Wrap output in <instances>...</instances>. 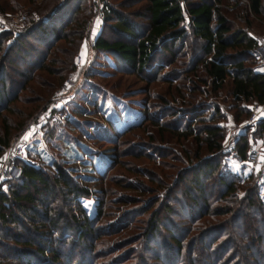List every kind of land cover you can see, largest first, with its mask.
Returning <instances> with one entry per match:
<instances>
[{"label": "trees", "instance_id": "1", "mask_svg": "<svg viewBox=\"0 0 264 264\" xmlns=\"http://www.w3.org/2000/svg\"><path fill=\"white\" fill-rule=\"evenodd\" d=\"M29 1L25 29L15 34L14 39L0 54V157L37 110L49 101L51 92L62 79L61 73L73 68V54L76 53L89 22L87 14L66 21L60 13L57 16V0H39L37 3L35 0ZM141 1V13L135 11L132 15L143 18L144 24L127 19L110 3L104 2L102 22L109 24L112 21L109 28L115 35L113 39L107 40L99 32L92 47L109 54L131 74L151 71L152 77H159L161 81L168 83L176 78L175 73L180 72L182 78L189 82L190 86L185 87L187 91L183 93L187 95V101L182 94L184 100H179L180 106L168 114L172 120L170 126L160 121L167 115L163 113V98H159L158 117L145 114L146 117L137 121L135 126L147 122L159 133L169 132L176 141L188 140L195 144L192 158L187 156V152L183 154L186 155L185 169L175 173V182L170 185L183 182L189 191L193 190L197 197L202 198L203 181L210 178L220 164L217 160L221 156L223 138V126L218 122L222 119V113L213 98L220 97L224 100L221 96L226 88L224 96L230 102L227 110H233L236 121L240 116L248 115V110L243 106L245 103L264 102V72L257 67L252 57L259 41L264 40L263 0H194L185 1L183 5L180 0ZM15 5L17 4L13 7ZM226 5H231L230 11H226ZM31 9L35 18L28 15L32 12ZM185 21L188 27L185 26ZM66 25L71 27L62 33L61 28ZM253 26L259 27L257 36L249 34ZM7 35L8 33H0V50ZM25 35L36 39L43 45V49H24L25 43L20 38ZM58 40L66 41V47L61 50L54 48L51 59L44 62L52 44ZM21 54L32 58L26 60L20 57ZM57 54L63 59L56 57ZM12 55L19 57L23 69H14ZM177 58L179 60L176 62ZM171 63H176L177 67L160 73ZM52 66L57 67L53 69ZM8 70L15 78L7 74ZM35 71H41L45 76L41 73L33 76ZM189 77L192 78L191 83ZM29 81L35 86L26 87ZM174 88L179 91L178 85ZM23 89L28 93L26 98L18 97V92ZM15 101L30 107L26 112L16 110L10 106ZM114 124H108V132L120 130L121 127H115ZM127 125L126 123L123 127ZM255 126L260 133V122ZM148 140H152V137ZM201 148L210 157L201 158ZM233 149L238 160H245L244 138L235 142ZM106 151L109 153L90 159V163L78 162L75 168L82 172L81 175H77L74 168H64L54 162L53 171L49 172L22 161L20 175L15 179L3 180L5 188L0 185V264H92L93 254H89L92 250L91 242L102 235L99 233L100 229L94 227V223L102 216V201L97 200L92 215L88 216L79 200L95 197L102 191L89 189L81 181L95 180L87 175L93 174L92 165L95 173L101 174L102 169L115 163L116 155L112 149L104 152ZM72 153L75 161H79L81 155L74 150ZM72 172L77 174L72 175ZM147 179L151 182L150 178ZM234 183L218 177L217 184L221 187L219 197L227 198L224 199V207L213 209L211 213V216L223 215L234 220L247 218L248 221L238 234L241 243L239 248L243 247L244 253L233 252L227 256L230 257L227 263L233 260L231 264H264V251L259 249H264V204L255 191V184L251 188L246 187L237 198ZM171 186L164 189L163 198L169 196ZM186 195L195 202L189 193ZM149 207L151 208L150 205ZM160 210L164 214L162 219L166 220L165 215L171 212V207L162 203ZM159 218L158 210H151L143 229L137 233L138 237L132 240L138 243L137 249L130 251V256L137 258V264H144V255L147 256L149 252L148 244L158 231L161 221ZM126 224L127 221L122 226L126 227ZM222 224L208 227L205 231L225 235L226 245H223V240L221 250L232 247V244L237 246L232 242V231L226 233ZM119 227L117 224L113 229L117 230ZM164 228L167 239L171 242V247L164 249V258L168 261L160 257L158 259L155 253L154 258L160 264H172L174 257L178 258L181 241L170 227ZM107 229L104 231L108 232ZM207 239L206 246L209 249L215 239ZM76 249L79 252L77 260H74L76 255L72 254ZM84 251L89 254L87 260L83 258ZM213 258L212 264H217L221 259Z\"/></svg>", "mask_w": 264, "mask_h": 264}, {"label": "rangeland", "instance_id": "2", "mask_svg": "<svg viewBox=\"0 0 264 264\" xmlns=\"http://www.w3.org/2000/svg\"><path fill=\"white\" fill-rule=\"evenodd\" d=\"M35 1L37 3L39 0ZM180 1L183 5L185 1L194 0ZM104 2L110 3L115 10L125 15L127 19L144 24L143 18H136L132 15L135 11L140 10L143 4L141 0H57L55 4V7H58L57 16L60 13L65 21L76 16L89 15L86 32L72 57L73 68L69 72H60L62 79L58 87L67 77L75 82L74 89L63 109L67 116L64 121H59L55 114L50 120L39 121L37 132L29 131L27 123L21 133L15 136L9 144L19 137L25 140L27 136L23 161L49 172L53 171L52 162L64 168H74L76 170L75 167L78 162L90 163V159L93 160L102 154H107L109 152L106 151L105 153L104 151L112 149V152L116 155L115 163H112L106 169H102L101 174L95 173L96 170L92 165L91 169L94 172L87 175L94 177L95 180L86 179L81 181L89 189L102 191V193L98 192L95 197L79 200L88 216L92 215L97 200L102 201V216L94 223V227L100 229L99 233L102 235L91 242L92 250L89 254L91 256L93 254L92 264H137V258L130 256V251L137 249L138 244L133 242V238L138 237L139 234L137 233L143 229L153 209L158 210L159 219H161L159 225L161 226L158 225V231L152 242L148 244L149 252H147V256L143 254L144 264H160L158 257L164 258V249L171 247V242L167 239L164 227H170L181 241L178 258L174 257L172 264H212L213 256L221 258L217 264H231L233 260L227 263L230 259L227 256L232 255L233 252L244 253L243 247L239 248L238 234L248 221L247 218L234 220L223 215L211 216L213 209H220L225 206L224 199L227 198V196L225 198L219 197L221 187L217 184V179L220 176L227 181L235 182L234 187L237 198L242 195L246 187L251 188L255 184V191L264 204V170L255 171L244 159L238 160L236 152L232 150L235 142L240 138H244L246 140V158L248 147L252 145L264 146L260 133L254 124L245 125L247 116H240L237 121L234 120L233 110H227L230 102L224 96L226 94V88H224L221 96L224 97V100L220 97L213 98L222 113V119L218 121L223 126L221 156L217 160L220 161V164L210 178L203 181V201L201 197L194 194L193 190L189 191L183 182H176L171 186L170 184L173 181L175 182V173L185 169L184 159L186 155L183 156V154L187 152V156L192 158L195 144L188 140L176 141L169 132L159 133L147 122H143L137 127L135 124L145 114L158 117L159 98H163L165 100L164 104L161 103L165 106L163 113L167 115L163 114L164 117L160 121H164L170 126L172 120L168 114L180 106L179 100L183 99L182 94L187 91L185 89L190 84L182 78L183 75L180 72L175 73L176 78L168 83L161 81L159 77H152L150 75L151 71H143L138 75L131 74L125 70L120 62L106 52L95 50L92 46L86 49L84 39L88 34L94 39L99 32L107 40L114 38L115 34L109 28L112 21L109 24H103L102 22ZM15 3L17 5L13 7ZM262 4L264 6V0ZM225 7L226 11H230L231 5ZM225 7H223V11H225ZM29 8L30 1L28 2V0H0V19H14V17L22 15L25 20L19 24L21 28L19 32H21L25 29ZM30 11L32 12L28 13L29 17L35 18L36 15L33 10ZM139 12L141 13V11ZM262 24H264V21ZM70 27V25L63 26L61 28L62 33L67 32ZM255 27L257 26H253L249 30L250 35L257 36L259 34V27ZM0 33H8L6 39L2 42L1 54L14 39L15 34ZM20 39L25 43L23 44L24 49L27 48L28 51L33 47H37L39 50L43 49V45L32 37L29 38L25 35ZM65 47L66 41L58 40L54 42L45 56L44 62L51 59L54 48L61 50ZM253 52L252 57L257 67H260L264 72V40L259 41ZM77 56L82 61L80 68L76 67ZM20 57L26 60L32 58L25 56V54H21ZM56 57L63 59L60 54H57ZM11 58L14 69H23L19 57L12 55ZM178 60L179 58L176 62ZM6 66L8 68L12 67ZM175 66L177 67L176 63L166 65V70L160 73H165ZM54 67L52 66L53 69ZM40 73L45 76L41 71L33 72V76ZM7 74L15 78L9 70ZM188 79L191 83L192 78L189 77ZM175 85H178L179 91L174 88ZM29 86L34 87L35 85L32 81H29L26 87ZM58 87L51 92L49 99ZM26 96H28V93L24 89L18 92V97L26 98ZM183 96L187 101V95L183 94ZM251 103H245L244 105L248 106ZM10 106L16 110H24V112L30 107L19 103V101L12 102ZM44 106L39 108L36 114L41 112ZM110 122L112 124L116 122L117 124H114V126L121 127L120 130L108 132L107 128ZM126 123L130 125L125 126L127 128L123 127ZM240 126L242 130H238ZM238 131L241 132L237 139H234L235 132L238 133ZM151 137L152 140H148ZM73 150L81 155L79 161H75L73 158ZM199 156L204 158L209 155L201 148ZM76 171L78 172L77 175L82 174L80 170ZM71 174L76 175L73 172ZM147 178H150L151 182ZM0 185L1 188H5L3 181H0ZM168 186H171V192L167 198H163L164 189ZM132 188H135V190H132ZM186 193H189L195 199V202L189 199ZM165 199L167 200L165 201ZM162 203H167L171 207V212L165 215L166 220L162 219L164 214L161 210L159 211ZM126 221V227H123V222ZM117 224L121 228L113 229L114 225ZM217 224H222L226 233L232 231V242L237 246L232 244V247L221 250L222 246L226 245L225 235H220L216 231L212 233L205 231L206 228ZM105 228H108V232L104 231ZM207 237H214L215 239L209 249L206 246ZM221 242L223 243L222 246H220ZM259 249L264 251L261 247ZM74 252L72 256L76 255L74 260H77L79 250L76 249ZM154 253L158 259L154 258ZM247 253L245 252V254ZM82 254L85 255L83 258L87 260L89 254L85 251ZM164 259L168 261L166 258Z\"/></svg>", "mask_w": 264, "mask_h": 264}, {"label": "built area", "instance_id": "3", "mask_svg": "<svg viewBox=\"0 0 264 264\" xmlns=\"http://www.w3.org/2000/svg\"><path fill=\"white\" fill-rule=\"evenodd\" d=\"M24 20L25 18L22 15L14 17V19L1 18L0 32L16 34L21 29L19 24ZM185 26L188 27V23L186 21ZM93 42L94 38L88 34L84 39L85 48L88 49L93 46ZM81 64V58L77 56L76 67L80 68ZM74 86L75 82L70 77L64 79L63 83L54 91L49 101L45 104L43 110H41V112L36 114L28 122L27 129H29V131L37 132L39 121L50 120L54 114L59 120L65 119L67 115L63 112V109L65 108V103L72 93ZM243 106L245 107L246 105ZM246 109L248 110V115L245 120V125H256L257 122H260V136L261 140L264 142V102L261 104L252 102L246 106ZM239 129L242 130L241 126L238 127V130ZM240 132H235L234 139H237ZM25 146V140L19 137L14 140L2 154L0 157V181L10 178L15 179L20 175V162L24 160ZM232 150L235 151L233 147ZM245 161L255 171H263L264 146L252 145L248 147Z\"/></svg>", "mask_w": 264, "mask_h": 264}, {"label": "snow or ice", "instance_id": "4", "mask_svg": "<svg viewBox=\"0 0 264 264\" xmlns=\"http://www.w3.org/2000/svg\"><path fill=\"white\" fill-rule=\"evenodd\" d=\"M27 138H28V137L26 136V137H25V140H27Z\"/></svg>", "mask_w": 264, "mask_h": 264}]
</instances>
